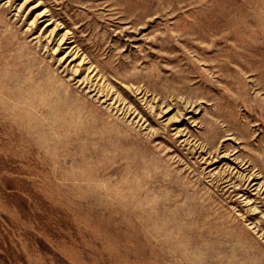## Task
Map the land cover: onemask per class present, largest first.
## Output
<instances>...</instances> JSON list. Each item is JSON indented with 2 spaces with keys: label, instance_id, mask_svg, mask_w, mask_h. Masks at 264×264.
Returning <instances> with one entry per match:
<instances>
[{
  "label": "rangeland",
  "instance_id": "obj_1",
  "mask_svg": "<svg viewBox=\"0 0 264 264\" xmlns=\"http://www.w3.org/2000/svg\"><path fill=\"white\" fill-rule=\"evenodd\" d=\"M0 264H264V0H0Z\"/></svg>",
  "mask_w": 264,
  "mask_h": 264
}]
</instances>
